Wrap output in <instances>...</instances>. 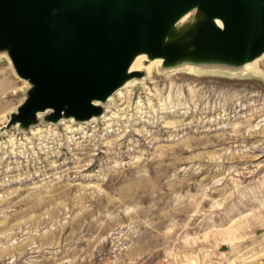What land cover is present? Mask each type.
Listing matches in <instances>:
<instances>
[{
	"label": "rangeland",
	"instance_id": "obj_1",
	"mask_svg": "<svg viewBox=\"0 0 264 264\" xmlns=\"http://www.w3.org/2000/svg\"><path fill=\"white\" fill-rule=\"evenodd\" d=\"M180 60L95 122L5 127L27 86L0 52V264H264V53Z\"/></svg>",
	"mask_w": 264,
	"mask_h": 264
},
{
	"label": "water",
	"instance_id": "obj_2",
	"mask_svg": "<svg viewBox=\"0 0 264 264\" xmlns=\"http://www.w3.org/2000/svg\"><path fill=\"white\" fill-rule=\"evenodd\" d=\"M197 6L203 16L166 39ZM0 50L30 86L5 127L88 119L131 76L139 52L239 65L264 51V0H0Z\"/></svg>",
	"mask_w": 264,
	"mask_h": 264
},
{
	"label": "bare ground",
	"instance_id": "obj_3",
	"mask_svg": "<svg viewBox=\"0 0 264 264\" xmlns=\"http://www.w3.org/2000/svg\"><path fill=\"white\" fill-rule=\"evenodd\" d=\"M203 16V13L197 8V6H193L192 8H190L189 10H187L185 13H183L180 17H178V19L174 22V24L172 25V27L170 28V30L168 31L167 37L166 39H172L175 38L177 36H179L180 34H182V32H184L188 27H190L197 19L201 18ZM0 52H3L6 54L5 50H0ZM261 53H264V51H262ZM163 60L162 57H149L148 54L146 52H139L135 55V57L133 58V60L131 61L128 70H143L147 73H150V69L153 66L159 65L161 63V61ZM180 60V59H179ZM260 60V59H259ZM195 63L194 61L191 60H180L177 64H175L174 66H172L169 70H167L166 72H174L175 70H191L195 67ZM247 66H245V68H249L251 70H255L257 69V61L255 62H251L250 60L247 62ZM163 64V63H162ZM197 64V63H196ZM204 64V63H203ZM209 64V63H208ZM199 67H201L200 65H198ZM223 67V66H222ZM247 68V69H248ZM167 69V68H166ZM244 69V68H243ZM206 71V70H205ZM18 76V75H17ZM19 77V76H18ZM25 83L27 88L30 86V83L26 80V79H22ZM137 79L134 77H129L127 78L123 84L118 87L113 94H115L119 89L122 90L124 89V87H130L133 84H136ZM119 90V91H120ZM111 96V97H110ZM112 99V95H109L106 99L104 100H98L96 101L97 104H100L102 107H110V102ZM113 104V103H112ZM40 114H42L41 112H38V115L40 116ZM42 117V116H41ZM67 117L63 116L62 119L65 120ZM71 119V118H70ZM73 119V118H72ZM108 119V118H107ZM87 121L92 120V121H97L98 120V116L97 115H93L90 118L86 119ZM67 121V120H66ZM69 121V120H68ZM61 122V121H60ZM79 122V121H78ZM93 123V122H92ZM110 123V122H109ZM67 125V124H66ZM84 125V124H83ZM95 125V124H94ZM71 126V125H70ZM82 126V125H81ZM68 127V126H67ZM81 128V127H80Z\"/></svg>",
	"mask_w": 264,
	"mask_h": 264
}]
</instances>
